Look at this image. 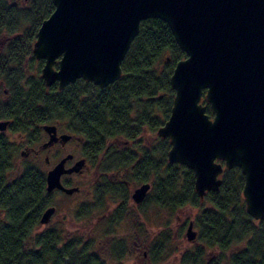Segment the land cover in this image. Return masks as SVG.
I'll return each mask as SVG.
<instances>
[{
	"label": "trees",
	"instance_id": "1",
	"mask_svg": "<svg viewBox=\"0 0 264 264\" xmlns=\"http://www.w3.org/2000/svg\"><path fill=\"white\" fill-rule=\"evenodd\" d=\"M23 1L0 0V120L9 121L8 130L26 134L27 142L34 143L38 127L58 121L83 139L86 158L95 161L103 153L100 169L122 173L119 182L107 183L99 192L121 200L108 217L114 225L126 212L128 182L150 184L137 205L141 211L148 206L172 213L196 209V241L180 254L178 264H264V220H253L245 212L240 169H224L219 189L200 200L193 172L168 162L169 141L156 135L172 106L170 75L185 58L167 24L156 18L140 22L121 62V76L113 83L100 88L78 79L59 91L56 84L44 85L43 61L32 55L37 29L54 9L52 1ZM204 93L202 105L212 118ZM113 139L131 146L115 150L108 145ZM17 146L0 132V264H110L93 249L90 237L62 236L55 227L35 232L51 195L43 170L14 164ZM159 233L149 242L150 264L164 263L175 253L168 228ZM124 243L121 238L110 240L113 264H123Z\"/></svg>",
	"mask_w": 264,
	"mask_h": 264
},
{
	"label": "water",
	"instance_id": "2",
	"mask_svg": "<svg viewBox=\"0 0 264 264\" xmlns=\"http://www.w3.org/2000/svg\"><path fill=\"white\" fill-rule=\"evenodd\" d=\"M53 11L36 32L35 60H42L40 76L46 87L61 91L78 79L104 88L121 76V62L138 34L140 22L164 21L185 58L169 78L174 91L167 120L156 135L167 138V160L193 172V188L200 200L217 191L224 169L238 167L243 175L245 212L264 220V0H51ZM54 65H57L55 68ZM213 117L202 105V94ZM9 122L0 120V132ZM45 149L70 135L57 136L54 125H43ZM27 152L21 151L24 157ZM67 155L45 174L46 192L64 187L63 174L78 172L84 160L65 168ZM150 190L138 185L130 194L140 204ZM54 208L40 218L47 224ZM188 242H195L193 222Z\"/></svg>",
	"mask_w": 264,
	"mask_h": 264
},
{
	"label": "rangeland",
	"instance_id": "3",
	"mask_svg": "<svg viewBox=\"0 0 264 264\" xmlns=\"http://www.w3.org/2000/svg\"><path fill=\"white\" fill-rule=\"evenodd\" d=\"M25 0L23 1V3ZM7 130V129H6ZM12 143L18 144L14 151V164L17 166L36 165L44 172L53 166L66 153L75 154L78 158L79 147L77 144H69L66 150H60L59 147L51 149L48 152H43L38 158L34 159L33 155H29L25 161L22 160L20 152L27 148L34 147L41 143L40 139L37 143H28L25 137L26 134L18 135L10 131L3 132ZM131 146V145H130ZM60 151V152H58ZM47 155L48 164H43V159ZM92 167L83 171L81 175H73L69 180L64 177V181H68L69 187H77L79 191L66 196H52V205L56 207L55 213L51 216L48 224L39 225L35 232H40L48 228L55 227L60 229L62 236L79 234L92 239L93 249L110 264L113 261L109 259L108 244L110 240L121 238L125 240V257L122 260L123 264H150L148 259L150 241L155 237L164 226L168 228L170 233L171 248L175 253L169 259L161 264H178L180 254L194 245L193 242H188L184 236L187 224L193 222V229L197 232V227L193 221L197 213L196 209L185 207L172 213L163 208L148 206L142 208L134 204L130 198V194L139 184L126 183V190L123 196L126 197L121 220L115 225L114 221H109L107 218L109 212L117 209L121 202L119 198H114L108 204L110 195H100L101 190H97L98 181L92 175ZM115 179H121L120 174ZM112 197V196H111ZM106 216L99 220L100 217ZM158 232V233H157ZM160 234V233H159ZM162 237V234H160ZM160 239L163 242V238Z\"/></svg>",
	"mask_w": 264,
	"mask_h": 264
},
{
	"label": "flooded vegetation",
	"instance_id": "4",
	"mask_svg": "<svg viewBox=\"0 0 264 264\" xmlns=\"http://www.w3.org/2000/svg\"><path fill=\"white\" fill-rule=\"evenodd\" d=\"M8 121V120H7ZM9 122V121H8ZM47 125H54L55 126V129H56V135L59 136V135H62V134H67V135H70V138L64 142V143H61L60 141L54 143L52 146L48 147V148H45V149H39L41 147V145L48 139V135L47 133L42 129V126L38 127V130H37V133H38V141L40 139H42L43 141L41 143H39L36 148L34 147H31V148H27L25 149V151L27 152V155L24 156V157H21L23 161L26 160V158L29 156V155H33L34 159L38 158V156H40L43 152H48L50 151L51 149H54L56 147H59L60 150H66V148L68 147L69 144H77V146L79 147V156L77 158V156L75 154H72V153H66L64 156H62L57 162H59L62 158H64L65 156L67 155H70L71 157L69 159H67L64 163V167L65 168H69L71 167L76 161L80 160V159H83L84 160V163L81 167V169L78 171V172H73V173H70V174H63L61 175L60 177V182L61 184L64 186V187H69L70 183L68 181H64L63 178L64 177H68L69 180H71L70 178H72L71 176L73 175H81L83 173L84 170L86 169H89L90 166L92 167L93 170H90V172L92 171V175L95 176V180L98 181L97 183V190H101L100 192H102V188L104 185H106L107 183H117L120 181V179H115L117 178V176L120 174V177L122 176V173L120 171H114V170H111V169H100V163H101V159L103 158V153L98 155L97 158L95 159V161H93L92 159H88L86 158V156H84L83 154V151H82V145H83V139L75 134H71L69 133L66 128L64 127V125L62 124V122H58V121H54L52 123H47ZM9 126V124H8ZM8 126H7V130L6 131H9L8 130ZM31 137V136H30ZM26 139V141H28V138L29 136L26 135L25 137H23ZM32 139V138H31ZM37 141V142H38ZM37 142H34V143H37ZM30 144H32V142H28ZM33 143V144H34ZM110 147H115V150H128V148L130 147L131 143L130 142H127V141H123V140H120V139H113L111 142H109L108 144ZM60 152V151H58ZM48 158H47V155L44 157L43 159V164L44 165H47L48 164ZM56 162V163H57ZM55 163V164H56ZM54 164V165H55ZM53 165V166H54ZM53 166H51L50 168H52ZM49 168V169H50ZM47 169V170H49ZM47 170L45 171V174L47 172ZM117 181V182H115ZM140 185V184H139ZM79 191V188L76 192ZM74 192V193H76ZM49 195H51V198L52 196H60L61 194L63 195H66V196H71L72 194H65L63 191L61 190H58V189H54L52 190L51 192H48ZM100 196V194H99ZM115 201L113 197H109V201H108V204L110 205V201ZM120 204V203H119ZM119 204L117 206V208L119 207ZM138 205V204H137ZM53 207L54 208V213L56 211V207L54 205H52V202H51V205L47 206L46 208L48 207ZM115 211V210H114ZM53 213V214H54ZM110 215H112L113 212H109ZM52 214V215H53ZM51 215V216H52ZM110 215H107L110 217ZM106 216H103V217H100L99 220H101L102 218H104ZM108 219V218H107ZM50 220H51V217H50ZM49 220V221H50ZM49 223V222H48ZM47 223V224H48ZM41 225V224H40Z\"/></svg>",
	"mask_w": 264,
	"mask_h": 264
}]
</instances>
